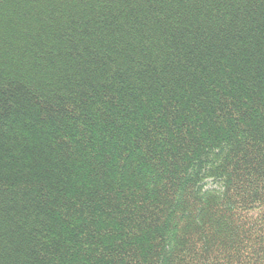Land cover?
I'll return each mask as SVG.
<instances>
[{
  "label": "trees",
  "instance_id": "trees-1",
  "mask_svg": "<svg viewBox=\"0 0 264 264\" xmlns=\"http://www.w3.org/2000/svg\"><path fill=\"white\" fill-rule=\"evenodd\" d=\"M0 264H264V0H0Z\"/></svg>",
  "mask_w": 264,
  "mask_h": 264
}]
</instances>
